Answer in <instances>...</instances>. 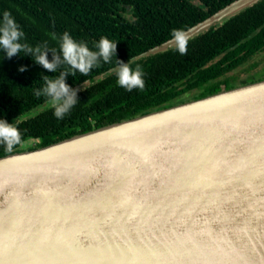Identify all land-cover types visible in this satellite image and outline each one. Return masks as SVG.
Returning <instances> with one entry per match:
<instances>
[{
  "label": "water",
  "instance_id": "water-1",
  "mask_svg": "<svg viewBox=\"0 0 264 264\" xmlns=\"http://www.w3.org/2000/svg\"><path fill=\"white\" fill-rule=\"evenodd\" d=\"M0 264H264V80L1 157Z\"/></svg>",
  "mask_w": 264,
  "mask_h": 264
},
{
  "label": "trees",
  "instance_id": "trees-1",
  "mask_svg": "<svg viewBox=\"0 0 264 264\" xmlns=\"http://www.w3.org/2000/svg\"><path fill=\"white\" fill-rule=\"evenodd\" d=\"M234 1L0 0V21L10 12L30 46L46 42L59 52L64 32L93 50L101 37L117 43L110 63L101 61L88 75L77 71L66 79L73 88L103 75L77 93L78 102L62 119L51 107L20 122L15 119L48 100L35 94L44 86L42 75H59L67 66L50 73L24 53L9 59L0 49V120L22 133V143L10 152L0 143V158L234 88L225 75L264 52V0L189 40L184 55L174 47L132 62L144 72L143 89L129 92L118 85L116 71L107 73L117 67L116 59L127 62L170 40L174 29L186 31ZM48 58L51 61V53ZM21 67L28 70L21 73ZM261 80L264 77H249L240 84ZM195 90L199 94L194 95ZM26 142L33 145L22 148Z\"/></svg>",
  "mask_w": 264,
  "mask_h": 264
},
{
  "label": "clouds",
  "instance_id": "clouds-1",
  "mask_svg": "<svg viewBox=\"0 0 264 264\" xmlns=\"http://www.w3.org/2000/svg\"><path fill=\"white\" fill-rule=\"evenodd\" d=\"M25 33L15 21L12 14L8 11L3 13L0 21V49L11 59L14 56L31 57L32 61L42 66L47 72L56 73L63 66L67 68L59 72V75H42L43 88L36 91V95L48 98L54 108V115L62 119L65 114L70 112L78 102V89H73L66 83V79L75 72L88 75L94 68L98 67L101 61L105 64L110 63L112 58H116L117 43L107 37H101L95 44V50L89 48L85 42H77L68 32H64L60 38L59 52L56 49H49L47 43L44 45L30 46L24 42ZM172 38L176 43L177 50L181 55L186 54L188 37L184 30L174 29ZM51 53V61L49 60ZM117 60V83L127 91L133 89H143L145 81L144 72L137 65L132 67L131 63ZM26 67H21V73L27 71ZM0 143L5 146L7 151H12L17 145L22 143V133L13 123L9 124L6 120H0Z\"/></svg>",
  "mask_w": 264,
  "mask_h": 264
},
{
  "label": "rangeland",
  "instance_id": "rangeland-1",
  "mask_svg": "<svg viewBox=\"0 0 264 264\" xmlns=\"http://www.w3.org/2000/svg\"><path fill=\"white\" fill-rule=\"evenodd\" d=\"M263 70H264V52L257 54L250 61L240 65L233 71L227 73L226 77H232L231 79H229V84L233 87H237V86H241L242 84H240V82L244 81L249 76L258 75L262 73ZM193 94L197 95L199 94V91L195 90L193 91ZM190 100H194V99L190 97L186 101H190ZM29 143L30 142H26V144L24 143L25 145L21 147L25 148L27 145L28 146L33 145V143L30 144Z\"/></svg>",
  "mask_w": 264,
  "mask_h": 264
},
{
  "label": "flooded vegetation",
  "instance_id": "flooded-vegetation-1",
  "mask_svg": "<svg viewBox=\"0 0 264 264\" xmlns=\"http://www.w3.org/2000/svg\"><path fill=\"white\" fill-rule=\"evenodd\" d=\"M251 59H252V58H251ZM251 59H250V60H251ZM250 60H249V61H250ZM238 67H239V66H238ZM249 77H255V78L264 77V70L262 71V73H260V74H258V75H252V76H249ZM249 77H248V78H249ZM225 78H226V79H231L232 77H226V75H225ZM248 78H246V79H248Z\"/></svg>",
  "mask_w": 264,
  "mask_h": 264
}]
</instances>
